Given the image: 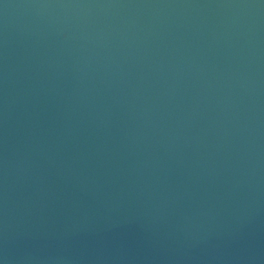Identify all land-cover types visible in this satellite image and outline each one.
Wrapping results in <instances>:
<instances>
[{
    "label": "water",
    "instance_id": "95a60500",
    "mask_svg": "<svg viewBox=\"0 0 264 264\" xmlns=\"http://www.w3.org/2000/svg\"><path fill=\"white\" fill-rule=\"evenodd\" d=\"M0 264H264V0H0Z\"/></svg>",
    "mask_w": 264,
    "mask_h": 264
}]
</instances>
